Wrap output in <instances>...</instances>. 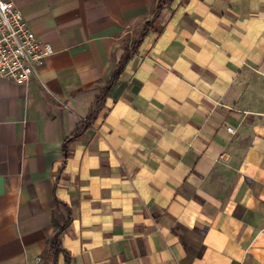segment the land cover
<instances>
[{"label": "crops", "instance_id": "crops-1", "mask_svg": "<svg viewBox=\"0 0 264 264\" xmlns=\"http://www.w3.org/2000/svg\"><path fill=\"white\" fill-rule=\"evenodd\" d=\"M7 1L52 53L0 78V264H264V0Z\"/></svg>", "mask_w": 264, "mask_h": 264}, {"label": "built area", "instance_id": "built-area-1", "mask_svg": "<svg viewBox=\"0 0 264 264\" xmlns=\"http://www.w3.org/2000/svg\"><path fill=\"white\" fill-rule=\"evenodd\" d=\"M51 53L13 2L0 0V78L27 83ZM226 130L235 132L232 126Z\"/></svg>", "mask_w": 264, "mask_h": 264}, {"label": "trees", "instance_id": "trees-1", "mask_svg": "<svg viewBox=\"0 0 264 264\" xmlns=\"http://www.w3.org/2000/svg\"><path fill=\"white\" fill-rule=\"evenodd\" d=\"M171 0H158V4H157V9H156V13L154 15V17L148 21L145 26H144V30H146L150 24H152L159 12L166 6L170 3ZM137 44V42H136ZM135 44V45H136ZM129 58V56H127L126 59H124L123 61H121L117 67V69L115 70V72L113 73L112 77H111V80L109 82V84L105 87L104 91H102V93L99 95L98 99H97V102H96V106L93 108V110L91 111L90 113V117H94L98 111V109L101 107V103L102 101L104 100V97H105V90L109 88V86L118 78L120 72L122 71V69L124 68L126 62H127V59ZM58 233L56 232V234L51 238L50 240V244H51V247L55 250H57L59 248V245H58Z\"/></svg>", "mask_w": 264, "mask_h": 264}]
</instances>
